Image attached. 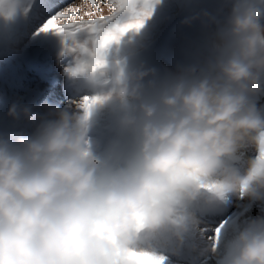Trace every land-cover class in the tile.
<instances>
[{
    "label": "clouds",
    "instance_id": "obj_1",
    "mask_svg": "<svg viewBox=\"0 0 264 264\" xmlns=\"http://www.w3.org/2000/svg\"><path fill=\"white\" fill-rule=\"evenodd\" d=\"M159 3L108 4L109 27L143 25L106 45L89 31L52 32L72 57L76 99L45 101L43 113L9 106L34 127L0 132V264H264V214L228 222L212 241L202 232L225 206L264 207V0H228L220 22L182 20L216 25L214 54L157 85L121 47ZM33 5L0 0V23ZM104 110L131 135L123 154L101 155L90 135Z\"/></svg>",
    "mask_w": 264,
    "mask_h": 264
},
{
    "label": "rangeland",
    "instance_id": "obj_2",
    "mask_svg": "<svg viewBox=\"0 0 264 264\" xmlns=\"http://www.w3.org/2000/svg\"><path fill=\"white\" fill-rule=\"evenodd\" d=\"M39 2L40 0H34V3ZM54 2L64 6L74 4L92 11V5L87 3V0H54ZM97 4L99 11L95 16L109 14L106 2L97 0ZM220 6L221 10L218 8ZM230 7L228 0H160L152 17L146 21L140 32L125 37L121 54L127 58L131 67L138 68L143 65L145 68L154 69L157 85L171 81L191 68L189 61L186 66L176 64L174 57L196 60L199 51L205 63L214 54L216 25L208 24L207 21L202 23L201 20L183 25L181 21L186 17L207 12L210 17L220 22L227 16ZM50 15L49 11L37 12L35 9H30L27 19L18 20L7 26L0 23V45L3 47L0 50V95L24 105L34 104L33 110L43 93L55 87L54 83L50 82L52 77L58 78L57 88L62 95L59 107L72 105L76 99L75 94H68L73 92L71 90L73 85L65 69L71 64L72 58L61 57L60 36L52 32L34 35L36 28L41 26ZM88 18L84 16V19ZM42 48H49L54 52L53 59L46 66L36 63V55ZM3 113L5 111L0 112V132ZM9 118L12 123V118ZM114 118L115 115L110 110H104L93 116L94 123L90 135L101 155L112 153L120 155L131 147V135L122 133L120 128H117L114 137L110 140L111 123ZM102 135L107 139L106 142L100 143L98 138ZM260 214H264V207L252 205L244 208L233 204L225 206V212L217 220L227 219L229 223H237L243 218Z\"/></svg>",
    "mask_w": 264,
    "mask_h": 264
},
{
    "label": "snow or ice",
    "instance_id": "obj_3",
    "mask_svg": "<svg viewBox=\"0 0 264 264\" xmlns=\"http://www.w3.org/2000/svg\"><path fill=\"white\" fill-rule=\"evenodd\" d=\"M102 2L115 4L116 0H102ZM87 3L92 5V11L74 7V4L64 6L63 4L54 2V0H40L39 3H34L31 9H35L37 12L40 10L51 12L47 20L36 28L34 35L48 32H64L67 30L89 31L97 34V44L100 46L118 39L120 34L131 27L139 28L143 25V20H140L135 25H115L114 27H109L113 19L112 17L108 15L95 16V13L99 11L97 0H87ZM84 16L89 18L84 19ZM227 223V219H218L215 222L210 221V226L202 230L204 238L209 241L218 239L221 229ZM132 254L138 255L134 252ZM152 261L153 264H166V260L162 256L153 257Z\"/></svg>",
    "mask_w": 264,
    "mask_h": 264
},
{
    "label": "bare ground",
    "instance_id": "obj_4",
    "mask_svg": "<svg viewBox=\"0 0 264 264\" xmlns=\"http://www.w3.org/2000/svg\"><path fill=\"white\" fill-rule=\"evenodd\" d=\"M206 54H205V56H206ZM178 61H180L181 63H184V61L182 62V60H178ZM204 64H202V67L204 66ZM52 83H54L55 87L51 88L45 94L43 93V95L38 100V103H37L34 111L36 110V111H39V112L43 113L45 111V109L42 108L41 105L45 101L49 102L52 105H56V106H60L61 105L62 95H61V92L59 91V89L57 88L58 87V81L57 80L56 81H52ZM5 106H7L6 102L3 99L0 98V112L3 111ZM33 127L34 126L32 124H29V123H27V122H25L23 120L17 121V122L12 120V123H11V120H10L9 116H7V114H6L5 122H4V125H3V129H4L3 132L7 133V132L19 131V130H24L26 132H31L33 130ZM223 212H225V207L222 208L216 215H214L211 218V221L212 220H217V218H219L223 214Z\"/></svg>",
    "mask_w": 264,
    "mask_h": 264
},
{
    "label": "water",
    "instance_id": "obj_5",
    "mask_svg": "<svg viewBox=\"0 0 264 264\" xmlns=\"http://www.w3.org/2000/svg\"><path fill=\"white\" fill-rule=\"evenodd\" d=\"M52 53L47 50V49H43L38 53L37 58L39 60H48L51 57Z\"/></svg>",
    "mask_w": 264,
    "mask_h": 264
},
{
    "label": "trees",
    "instance_id": "obj_6",
    "mask_svg": "<svg viewBox=\"0 0 264 264\" xmlns=\"http://www.w3.org/2000/svg\"><path fill=\"white\" fill-rule=\"evenodd\" d=\"M190 2V1H189ZM188 3V2H187ZM179 7V6H178ZM219 9L221 8V6L220 7H218ZM116 122H115V120H114V124H115ZM115 128H117V125H115Z\"/></svg>",
    "mask_w": 264,
    "mask_h": 264
}]
</instances>
